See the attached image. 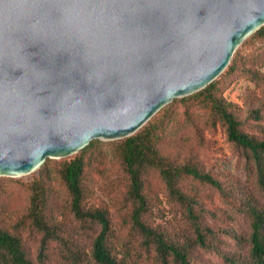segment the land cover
Wrapping results in <instances>:
<instances>
[{"label": "water", "instance_id": "water-1", "mask_svg": "<svg viewBox=\"0 0 264 264\" xmlns=\"http://www.w3.org/2000/svg\"><path fill=\"white\" fill-rule=\"evenodd\" d=\"M0 177L134 135L228 67L264 0H3Z\"/></svg>", "mask_w": 264, "mask_h": 264}, {"label": "rangeland", "instance_id": "rangeland-1", "mask_svg": "<svg viewBox=\"0 0 264 264\" xmlns=\"http://www.w3.org/2000/svg\"><path fill=\"white\" fill-rule=\"evenodd\" d=\"M253 34L236 49L235 70L216 78L221 81L217 94L240 121V130L261 139L264 137V38ZM182 98L166 104L144 126L153 129L155 148L165 161L191 164L209 173L220 188L190 176H179L175 188L184 196L182 202L167 190L157 169L147 168L141 175L142 192L147 200L143 220L165 241L184 248L192 264H227V257L243 259L247 256L251 210L264 209V195L256 184L252 155L228 141L225 127L214 121L208 107L197 99L180 101ZM254 111H258L260 119H256ZM122 140L94 139L89 142L96 141L92 145L87 144L70 156L47 158L29 174L0 177V226L21 238L26 254L35 264H38L41 234L30 227L25 217L32 197L37 194H43L44 215L51 225H56L58 233L45 252L43 264H70L66 259L67 249L89 251L87 244L97 226L90 227L74 218L60 174L61 163L80 153L85 163L81 177L83 204L107 212L111 227L108 245L112 254L122 264H162L155 240L131 225L130 180L118 149ZM187 206L212 231L204 247L195 244ZM82 264H87L85 259Z\"/></svg>", "mask_w": 264, "mask_h": 264}, {"label": "trees", "instance_id": "trees-1", "mask_svg": "<svg viewBox=\"0 0 264 264\" xmlns=\"http://www.w3.org/2000/svg\"><path fill=\"white\" fill-rule=\"evenodd\" d=\"M253 36L264 38V25L256 30ZM236 54L220 75L226 76L235 70ZM220 85L221 81L216 79L204 89L184 97L180 101H188L190 98H194L199 103L204 104L205 107L211 110L214 121L220 122L225 127L228 141L252 155L256 184L264 195V137L257 139L240 130V121L228 110L217 94ZM254 113L256 119H260L258 111H254ZM153 136V129L146 125L134 135L124 138L118 145L119 155L130 180L129 196L133 203V209L130 213L131 225L139 229L146 237L155 240L156 253L160 263L169 264L170 259L174 264H192L189 254L184 248L165 241L145 224L143 216L147 210V200L142 192L141 175L147 168L157 169L167 190L173 197H178L182 202H184V196L179 192V189L175 188L176 179L179 176H190L216 188H220V184L209 173H204L191 164L175 165L165 161L155 148ZM94 142L96 141L91 142L89 146ZM84 166L83 155L80 153L61 163L60 174L69 194L70 212L77 221L87 223L90 227L96 225L97 230L89 238L88 252L84 251L82 253L75 248L73 250L67 249L66 259L70 264H82L84 259L87 264H122L112 254V250L108 245L111 227L107 212L102 208L90 209L83 204L81 177ZM44 206L45 198L43 194L34 195L25 217L30 221V227L41 234L36 256L38 264H43L49 244L58 236L56 225H51L44 215ZM187 207L188 217L193 224L195 244L204 247L207 235L211 234L212 231L201 224L198 215L192 211L191 207ZM251 214L252 221L247 242V256L239 260L234 259V257H227V264H264V209L254 208L251 210ZM0 264H35L26 254L21 238L2 226H0Z\"/></svg>", "mask_w": 264, "mask_h": 264}, {"label": "clouds", "instance_id": "clouds-1", "mask_svg": "<svg viewBox=\"0 0 264 264\" xmlns=\"http://www.w3.org/2000/svg\"><path fill=\"white\" fill-rule=\"evenodd\" d=\"M0 6H2V10L4 12H9V11L13 10L15 7V5H13L11 3H5V2H3V0H0Z\"/></svg>", "mask_w": 264, "mask_h": 264}]
</instances>
